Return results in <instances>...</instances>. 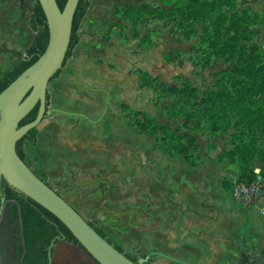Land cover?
Listing matches in <instances>:
<instances>
[{
  "label": "rangeland",
  "instance_id": "rangeland-1",
  "mask_svg": "<svg viewBox=\"0 0 264 264\" xmlns=\"http://www.w3.org/2000/svg\"><path fill=\"white\" fill-rule=\"evenodd\" d=\"M26 1L20 28L12 24L10 32L3 31L8 40L0 42V80L21 62L35 35L29 18L36 0ZM185 4L91 0L79 30L81 41L48 89L50 109L84 114L91 121L50 112L37 128L38 144L25 145L26 164L58 192L69 187L72 177H110L113 210L126 213L123 222L129 230L165 218L164 206L188 208L182 196L199 197L194 178L203 172L216 173L213 187L224 180L235 184L243 170L264 175V97L250 93L256 82L244 76L258 67L245 68L244 43L233 38L232 24L216 21L220 14L200 21ZM134 5L147 7L135 16L136 26L121 16L123 7ZM250 95L256 96L254 103ZM248 105L261 109L262 126L245 125ZM219 124L224 131L213 133V125ZM183 147L202 159L203 169L170 156ZM116 176L118 183L113 181ZM168 180L169 190L164 187ZM183 184L189 187L186 191ZM107 186H96L101 197L111 193ZM230 190L236 195L235 186ZM153 209L158 214L151 215ZM109 225L118 228L111 220ZM109 237L129 256L155 251L194 262L190 252L176 256L161 250L160 241L152 250L133 237L126 243L113 233ZM153 262L179 264L157 256Z\"/></svg>",
  "mask_w": 264,
  "mask_h": 264
},
{
  "label": "crops",
  "instance_id": "crops-1",
  "mask_svg": "<svg viewBox=\"0 0 264 264\" xmlns=\"http://www.w3.org/2000/svg\"><path fill=\"white\" fill-rule=\"evenodd\" d=\"M24 2L26 5V0H0V42L3 41L4 45L7 44L8 39H5L6 35L3 31L10 32L12 24L16 25L15 30L20 28L17 24H20L21 16L25 15ZM240 2L242 4L241 9H249L262 19L258 29L261 31V37L264 38V0H240ZM189 166L195 170L204 168L202 159L199 166ZM215 174L203 172L201 176H195L194 185L199 191V197L196 196L193 200L185 195L182 196V202L188 205V208L183 207L176 210L164 206L162 213L166 219L152 217L154 219L149 220L151 223L148 227L136 230L127 229L128 225L123 222V219L128 218L125 216V212L118 208V210H113L114 202L111 201H113L112 192H114V188L110 177L103 176V178L93 181H83V178L78 180L72 177L69 187L59 193L87 221L98 222L108 236L113 233L123 243H126L127 238L133 237V239L142 241L149 248L155 250L159 248L158 244L162 242L161 250L172 255L177 253L189 255L188 252H190L194 256L192 263H199L204 259L202 264H237L239 254L242 251L257 258H263L264 216L261 207L264 205V198L257 205L247 207L239 199L237 200L233 190L229 189V191L224 188V181H219L217 185L215 184L216 186H212L214 176H217ZM118 177L116 176L113 181L118 183L120 180ZM40 178L45 179L41 176ZM100 183L104 187L108 185L107 189L112 190L110 194L108 193L109 195L100 196L96 189ZM171 185L168 180L164 187L169 190ZM186 187L184 185L183 190L189 188ZM221 187L225 190H220ZM166 199L168 204L169 199ZM150 214L155 215L158 212L153 209ZM104 217H108L109 220ZM176 219L177 221H175ZM110 220L115 223L116 228L118 226L117 230L110 228ZM162 220L164 222L160 229L159 225ZM171 224H175V228L172 229ZM182 242H189L190 244Z\"/></svg>",
  "mask_w": 264,
  "mask_h": 264
},
{
  "label": "water",
  "instance_id": "water-1",
  "mask_svg": "<svg viewBox=\"0 0 264 264\" xmlns=\"http://www.w3.org/2000/svg\"><path fill=\"white\" fill-rule=\"evenodd\" d=\"M79 1L67 0L61 10L56 0H38L49 30L47 48L32 66L0 93V191L2 180H5L16 191L57 217L72 233L78 245L61 243L56 249L54 264H146L155 256L179 264H202L204 259L199 263H192L159 252L149 253L138 263L132 261L104 239L55 188L38 177L17 153L18 141L31 130L37 129L50 112L84 117L91 121L84 114L47 109L49 85L64 68ZM38 104L35 120L19 127L21 121Z\"/></svg>",
  "mask_w": 264,
  "mask_h": 264
},
{
  "label": "trees",
  "instance_id": "trees-1",
  "mask_svg": "<svg viewBox=\"0 0 264 264\" xmlns=\"http://www.w3.org/2000/svg\"><path fill=\"white\" fill-rule=\"evenodd\" d=\"M56 1L58 3L59 8L63 10L67 3V0ZM181 1L183 3H186V9L189 13H191L190 11L195 9V15H198L197 19H200V21L205 22L208 20L209 16L215 17V15L220 14V16L216 18V21H218L219 18H223L234 26L233 38H236L237 41H241L244 43V45L241 46L243 49L241 56L245 61V68L250 69V67L252 66L258 67L256 72L253 70L252 72L247 71L246 73H244V76H246L249 80L252 79L256 82V84L253 85L254 88L250 89V93L259 95L260 99H262L264 97V94L261 93L264 92V38L261 37V31L258 29V25L262 23V19L259 17V15L254 14L249 9H241L242 4L240 0H179V2ZM90 7L91 0L79 1L73 20L71 42L64 63V67L67 62L72 58L75 48L81 41V35L79 33L80 26ZM145 8L147 7L138 5L130 6L127 8L123 7V13H121V16L124 19L130 20L133 25L136 26L135 21L137 17L135 16H137L138 12L141 14L143 10H147ZM29 25L32 31L35 33L33 42L31 46L26 50L25 56L23 57L21 62L17 66L13 67L11 70L6 72L0 80V93L5 90L20 74H22L26 69L32 66L43 55L47 48L49 41V30L46 22V17L38 0L34 2L33 11L29 18ZM133 31L134 35L137 36V34H135V30ZM246 65H248V67ZM61 72L62 70L55 75L53 80L58 78ZM254 98L252 99L250 95V100L253 103ZM49 106L50 95L48 92L47 109H49ZM247 107L249 109L248 111L246 110L244 116H247L248 114L249 116L246 120L245 125L249 128L262 126L258 122V118L261 117V109H256L254 107H251V105H248ZM38 110L39 104L21 121L19 127H22L34 121L38 114ZM138 115L139 112L135 114V117ZM211 130L213 133L218 134L224 131V127L221 124L213 125ZM37 135L38 130L33 129L18 141L16 145V150L22 160H26V143H30L32 146H36L38 144ZM170 156L183 158L189 165L194 167L199 166L201 164L200 157L197 155L195 156L190 154L188 147H183L178 150L177 154H170ZM245 157L249 159V157ZM217 162L222 163L220 159H217ZM258 176V174L243 170V172H241V174L236 179L235 184H231L230 182H228V180H224L223 186L226 190H229L232 186H235L236 184L243 183L248 185L252 181L256 180ZM43 180L52 188H54L50 183L47 182V180ZM0 193L4 195L5 201H9V206H11V213L13 214V217L17 221L21 220L22 222L25 232V239L28 243L27 248H35V244L41 238V233L42 229L44 228V224L50 222H53L58 225L61 231L64 232V234L68 238L76 241L72 233L57 217H55L48 210L43 208L31 198L16 191L5 180H2ZM39 211L45 215V218H40ZM88 222L104 239L114 245L115 248L118 249L120 252L125 253L121 246H119L116 242L109 238L107 233L101 228L98 222L94 220H89ZM126 255L132 261L136 262V257H131L128 254ZM253 258H255L253 255H249L248 252L242 251L239 254L237 264H254V262H252ZM148 264L152 263L149 262Z\"/></svg>",
  "mask_w": 264,
  "mask_h": 264
},
{
  "label": "flooded vegetation",
  "instance_id": "flooded-vegetation-1",
  "mask_svg": "<svg viewBox=\"0 0 264 264\" xmlns=\"http://www.w3.org/2000/svg\"><path fill=\"white\" fill-rule=\"evenodd\" d=\"M0 195V264H54L56 249L61 243L78 245V242L68 238L58 225L50 222L44 224L41 238L35 244V248H27L28 243L21 220L17 221L13 217L9 201H5L2 193ZM39 213L41 219L45 218L44 214L40 211ZM146 256L147 254H138L131 257H136L138 263ZM153 258L149 261L152 264ZM252 262L264 264V257L261 259L255 257Z\"/></svg>",
  "mask_w": 264,
  "mask_h": 264
},
{
  "label": "built area",
  "instance_id": "built-area-1",
  "mask_svg": "<svg viewBox=\"0 0 264 264\" xmlns=\"http://www.w3.org/2000/svg\"><path fill=\"white\" fill-rule=\"evenodd\" d=\"M235 193L240 202L252 207L258 204L264 198V175L260 174L258 178L250 184H236ZM262 215L264 216V205L261 207Z\"/></svg>",
  "mask_w": 264,
  "mask_h": 264
}]
</instances>
